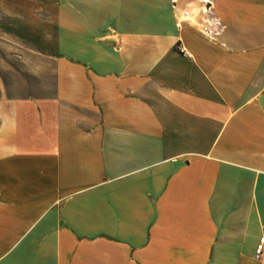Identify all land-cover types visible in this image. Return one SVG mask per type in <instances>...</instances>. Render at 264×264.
Instances as JSON below:
<instances>
[{"label":"crops","instance_id":"obj_1","mask_svg":"<svg viewBox=\"0 0 264 264\" xmlns=\"http://www.w3.org/2000/svg\"><path fill=\"white\" fill-rule=\"evenodd\" d=\"M202 1L0 0V264H260L264 0Z\"/></svg>","mask_w":264,"mask_h":264},{"label":"built area","instance_id":"obj_2","mask_svg":"<svg viewBox=\"0 0 264 264\" xmlns=\"http://www.w3.org/2000/svg\"><path fill=\"white\" fill-rule=\"evenodd\" d=\"M177 0H173L176 6ZM185 23L193 24L198 30L209 39H217L223 33L225 25L223 21L215 14L210 6L209 0H203L199 8H185L181 11L177 25L181 28ZM180 54L192 58L193 55L182 45L177 46ZM255 260L264 264V235L256 247Z\"/></svg>","mask_w":264,"mask_h":264},{"label":"rangeland","instance_id":"obj_3","mask_svg":"<svg viewBox=\"0 0 264 264\" xmlns=\"http://www.w3.org/2000/svg\"><path fill=\"white\" fill-rule=\"evenodd\" d=\"M8 41L14 42V39L6 38ZM0 48L3 50L1 52L2 59L6 60L7 62H16L19 64V53H11L5 51L7 47L3 44L0 45ZM20 76L16 79L12 80V88H13V95H47L49 94V90L51 89V84L46 81L44 77L37 78L29 73H24L20 69H18ZM27 72V71H26ZM26 81V82H25Z\"/></svg>","mask_w":264,"mask_h":264}]
</instances>
